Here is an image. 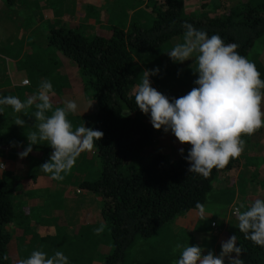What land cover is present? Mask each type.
<instances>
[{
	"label": "rangeland",
	"instance_id": "rangeland-1",
	"mask_svg": "<svg viewBox=\"0 0 264 264\" xmlns=\"http://www.w3.org/2000/svg\"><path fill=\"white\" fill-rule=\"evenodd\" d=\"M240 1L242 0H181V4L183 13L186 14H198L199 11L222 14ZM50 2L51 0H20L18 4L9 5L1 0L0 96L16 95L23 101L36 92L41 81L47 79L51 81L55 92L54 106H59L65 98L76 99L80 108L76 114L70 115L69 119L74 127L85 123L86 127L92 128L95 100L91 92L84 89L74 63L48 44L46 37L48 29L61 26L82 31L84 34H92L106 32L111 24L122 23L121 25L126 26L131 18H141L146 21L149 13L145 8V0H74L73 8H64L60 11L61 14L52 11ZM262 2L264 0H259V3ZM80 3L88 4L94 9V16L90 15L93 18L85 13L87 5L84 8ZM63 15L67 18L62 19ZM181 39L182 37L170 44L166 51L169 52L175 44L181 42ZM166 58L169 59L168 55ZM248 59L264 63V35L254 42ZM134 60V71L138 78L144 69L159 67V80H154V76L150 77L151 85L157 91L169 98L186 95L190 74L195 70L191 60L182 64L173 61L165 64L161 63L159 58L144 57L141 54H135ZM174 71H177L175 75ZM22 80H27L29 83L21 85ZM135 85L131 87L133 92ZM90 104L92 105L88 109ZM261 110L264 111V102L261 104ZM32 111L34 108L17 114L10 107H5L4 112L0 113V133L7 140L1 143L0 163L6 167L0 168V171L11 174L13 182L12 200L15 213L13 221L8 226L10 231L8 251L11 263L15 264L17 258L27 257L33 250L40 249L51 255L54 250L59 249L68 257L69 264H97L96 261L101 262V254H106L111 248L106 226L102 222L82 226L84 204L81 203L79 210H74L79 195L61 194L62 186L66 187L67 192L81 189L79 181L96 172L98 165L93 150L86 151L78 157L75 166L63 181L51 180L49 174L40 170V165L49 159L52 152L47 143L33 145L32 151L25 158L19 157V153L28 146L27 136L33 130L32 126L35 123L31 116ZM18 115L25 121L24 127L13 124ZM16 128H19V133ZM14 130L17 135L13 134ZM242 139L245 141V147L237 158V165L220 172L211 181V190L201 203L205 210L203 218L196 208L178 215L149 238L137 241L131 248L127 261L131 264L142 263L144 254V258L156 256L155 264H173L179 255L178 252L172 251L177 242L190 246L199 245L206 251L213 250L216 254L220 252L221 242L235 233L237 219L234 209L241 203L247 205L256 198L264 199V127L251 136H242ZM180 148H183L184 154H187L190 145H180L171 132L164 133L161 129L157 131L153 142L146 150H159L165 156L172 158L174 155H179ZM37 175L50 179L54 184V188H46L42 191L39 187L37 196L41 200L43 198L54 200L56 204L51 208L42 206L36 215V221L28 227L31 222L28 219L30 214L24 212L19 203L24 196L25 184L22 182H25L24 179L32 180L29 181L32 184ZM30 194L35 195L34 192ZM62 208L66 216H63ZM70 211L79 223L78 230L70 231L68 221L64 220L71 217ZM209 219L213 220V227L218 230L214 237L206 238L202 232L204 225L211 228L210 224L208 225ZM173 222L176 223L175 226ZM101 225L104 226V231L99 235L94 234V229ZM41 226L54 228L55 234L38 235ZM104 238L108 241V245L105 244L103 247L92 245L93 240L102 241ZM25 240L27 241L24 242ZM94 247L100 249L97 251L100 255L94 251ZM87 255L89 259L85 258Z\"/></svg>",
	"mask_w": 264,
	"mask_h": 264
},
{
	"label": "trees",
	"instance_id": "trees-1",
	"mask_svg": "<svg viewBox=\"0 0 264 264\" xmlns=\"http://www.w3.org/2000/svg\"><path fill=\"white\" fill-rule=\"evenodd\" d=\"M4 1L12 5L17 0ZM86 5V15L94 16V9ZM145 8L149 13L146 21L131 18L126 26L111 24L106 32L92 34L55 26L46 36L48 44L76 66L84 89L95 100L92 128L104 134L92 151L96 172L79 181V188L99 200V214L110 238L111 248L102 255L100 264H131L127 259L137 241L194 209L197 202L201 204L215 176L237 165V158L231 159L225 168L213 169L203 177L188 172L187 154L170 158L159 150H146L157 131L135 105L131 87L139 83V78L134 71V55L156 57L169 64L172 60L166 58L167 47L182 37L184 22L209 36L219 35L226 44H238L237 51L246 58L254 42L264 35V2L259 0H242L222 14L183 13L181 0H145ZM250 61L264 80V63ZM190 75L186 94L197 79L193 71ZM158 76L154 80L158 81ZM16 130L19 133V128ZM16 130L13 134L17 135ZM4 141L0 133V149ZM12 183L11 174L0 173V264H12L7 252L8 226L15 213ZM234 232L244 264H264V247L245 239L237 226ZM144 261L155 264L156 256Z\"/></svg>",
	"mask_w": 264,
	"mask_h": 264
},
{
	"label": "clouds",
	"instance_id": "clouds-1",
	"mask_svg": "<svg viewBox=\"0 0 264 264\" xmlns=\"http://www.w3.org/2000/svg\"><path fill=\"white\" fill-rule=\"evenodd\" d=\"M181 28V42L167 55L174 63L192 61L193 73L197 75L195 87L186 95L169 98L151 85L150 77L160 73L159 67L144 69L139 83L134 86V101L136 108L149 116L154 130L171 132L180 145H190L184 157L189 164L188 172L208 177L213 169L225 168L231 159L242 154L245 147L242 136H251L264 127V111L261 110L264 80L255 64L239 54L238 44H226L219 35L209 36L205 30L187 22L181 24ZM54 96L51 81L45 79L36 92L23 101L16 95L0 96V113L5 107L17 114L34 108L33 130L27 136L28 146L19 157L25 158L33 145L47 143L52 152L40 165V170L49 174L51 180L63 181L78 157L91 152L104 134L86 127L85 123L74 127L69 116L77 113L79 103L65 98L59 106H54ZM13 124L24 127L25 121L18 115ZM179 154L183 156V148L179 149ZM5 167L0 163V168ZM195 208L203 218L204 206L197 202ZM234 215L237 229L244 238L264 247V199L256 198L247 205L241 203L234 209ZM103 228L101 225L94 229V234L99 235ZM172 251L179 254L173 264H244L243 250L237 246L235 234L221 242L218 254L199 245L180 242ZM15 264H69V259L59 249L51 255L37 249L25 258H17Z\"/></svg>",
	"mask_w": 264,
	"mask_h": 264
},
{
	"label": "crops",
	"instance_id": "crops-1",
	"mask_svg": "<svg viewBox=\"0 0 264 264\" xmlns=\"http://www.w3.org/2000/svg\"><path fill=\"white\" fill-rule=\"evenodd\" d=\"M0 2H1V0H0ZM19 2H20V0H17L14 4H18ZM103 3H106V2H103ZM73 4H74V0H51L50 7H51L52 11L55 12V14H61L60 11H62L64 8L70 7L72 9ZM80 4H83V6L85 8L86 4H84V3H80ZM13 8H14V6H13ZM65 14H67V13H65ZM66 18H67L66 16H64V15L62 16V19H66ZM24 177H25V175H24ZM19 178L21 180L23 179L21 176ZM24 180H25V182L24 181L22 182V184H25L23 186L24 196L21 198L19 203H20V206L22 207L23 211L27 212L28 215L30 214L28 217V219L31 220V222H29V226H28V227H30V225H32V222L36 221V215L40 211V208L42 206H47V207L51 208L52 205L56 204L54 200L51 201L49 198H43L41 200L37 196V193H38L37 189L40 187V191H42L43 189H46V188H54V184L50 179L47 180V178H44V176H42V175L35 176L32 184L29 183V181H32V180H26V179H24ZM62 188H63V190L61 191V194H63L64 196L72 194V193H74V195H79V197L76 198L78 200L76 202V208L74 210H79L81 208V203H82V205L84 204L85 208L82 207V211L84 214V220H83L82 226H89V225H91V223L95 224L96 222L97 223L98 222L103 223V221L100 217V214H99V210H98L99 200L97 199V197L94 194H92L91 192H88L84 189L75 190L74 192L73 191L67 192L65 186H62ZM83 190H84V192H83ZM33 192L35 193V195L30 194ZM62 211H63V216H66V213H65L63 208H62ZM69 214L71 217L65 218L64 220L68 221V226L70 227V231L71 230H78L79 229V223L73 217V212L70 211ZM173 223H174L173 225L175 226L176 223L175 222H173ZM181 224H178V225H181ZM217 230H218V228L216 229L215 227H211L209 229V228H207L206 225H204L202 234L206 238H210L209 236L214 237ZM45 233H48L50 236H53L55 234L54 228L46 227V226L39 227L38 235L44 236L43 234H45ZM108 237H109V235H108ZM105 239L106 238H104L102 241L95 239L92 241V245H94V246L101 245L102 247L105 244L108 245V241H105ZM26 241L27 240H25L24 242H26ZM94 249H95L94 251H96V252L100 250V249H96L95 247H94ZM7 252L9 255L8 246H7ZM97 253L100 255L99 252H97ZM101 255H104V254H101ZM173 257H176V256H173ZM85 258L89 259L88 255ZM142 258L143 259L141 261L143 263V262H145L144 261V254L142 255ZM92 262H94V261H92ZM96 262H98L97 264H100V261H96Z\"/></svg>",
	"mask_w": 264,
	"mask_h": 264
},
{
	"label": "built area",
	"instance_id": "built-area-1",
	"mask_svg": "<svg viewBox=\"0 0 264 264\" xmlns=\"http://www.w3.org/2000/svg\"><path fill=\"white\" fill-rule=\"evenodd\" d=\"M24 81H26V80H22V81L20 82V84H21V85H25ZM209 224H210L211 227L214 226V222H210Z\"/></svg>",
	"mask_w": 264,
	"mask_h": 264
}]
</instances>
